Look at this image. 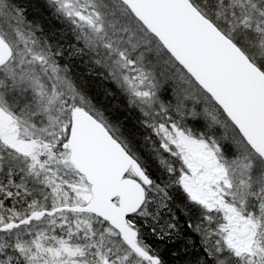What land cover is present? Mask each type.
<instances>
[{
  "label": "snow or ice",
  "instance_id": "1",
  "mask_svg": "<svg viewBox=\"0 0 264 264\" xmlns=\"http://www.w3.org/2000/svg\"><path fill=\"white\" fill-rule=\"evenodd\" d=\"M0 264H264V0H0Z\"/></svg>",
  "mask_w": 264,
  "mask_h": 264
}]
</instances>
